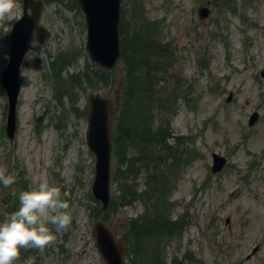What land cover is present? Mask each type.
I'll return each instance as SVG.
<instances>
[{"label": "rangeland", "instance_id": "rangeland-1", "mask_svg": "<svg viewBox=\"0 0 264 264\" xmlns=\"http://www.w3.org/2000/svg\"><path fill=\"white\" fill-rule=\"evenodd\" d=\"M142 1L145 14L160 23V36L174 49V70L181 74L173 72V77L191 100L188 107L180 104L170 121L173 136L188 138L189 161L170 188L173 217L182 218L185 229L169 251L181 264H264V0ZM66 3H44L41 24L51 35L43 45L32 42L21 65L12 143L4 134L7 101L0 87V167L10 174L8 161L21 164L30 187L33 176L59 186L73 217L67 228L53 226L56 238L43 250L22 248L34 252L29 264H102L91 237L93 222L101 219L95 217L101 211L90 192L94 159L83 138L85 93L91 88L74 90L78 117L67 109L66 97L63 112L53 98L48 67V53L68 47L76 56L62 72L65 79L91 64L83 48V17ZM202 9L207 10L203 18ZM21 14V0H16L12 12L0 19V75L9 29ZM122 81L117 65L107 84L95 82L93 90L115 108ZM253 112L258 118L248 126ZM213 153L225 158L216 174L210 173ZM141 210L139 204L120 208L106 224L119 234L125 219ZM256 245L257 252L246 258Z\"/></svg>", "mask_w": 264, "mask_h": 264}, {"label": "trees", "instance_id": "trees-1", "mask_svg": "<svg viewBox=\"0 0 264 264\" xmlns=\"http://www.w3.org/2000/svg\"><path fill=\"white\" fill-rule=\"evenodd\" d=\"M51 1L61 2L45 0ZM126 6L130 11L123 9L119 25L123 83L112 129V182L116 184V194L102 218L119 208L140 204L141 214L128 219L122 233L128 248L127 260L129 264H165L169 244L179 240L183 229L182 221L173 220L170 188L189 161L188 138L173 136L170 121L178 103H188L190 94L179 80L168 78L175 72V52L170 42L160 36L159 23L146 16L142 0H127ZM66 7L75 8L73 0H67ZM72 49L48 53L49 69L54 100L64 112L66 97L69 110L78 117L75 88L85 91L94 89L95 82L107 84L108 73L90 65L65 79L62 72L76 56ZM19 165L13 163L11 168L15 183L7 188L0 185V220L18 206L19 193L30 188ZM95 213V217L100 216ZM33 255L30 249L23 251L16 264H28ZM168 264L180 263L173 257Z\"/></svg>", "mask_w": 264, "mask_h": 264}, {"label": "water", "instance_id": "water-1", "mask_svg": "<svg viewBox=\"0 0 264 264\" xmlns=\"http://www.w3.org/2000/svg\"><path fill=\"white\" fill-rule=\"evenodd\" d=\"M23 15L15 21L10 30V50L7 64L1 74L0 83L8 102L6 135L11 141L15 130V107L19 93V69L32 39L43 44L49 37L38 25L42 6L39 1L22 0ZM84 17L85 50L90 60L101 70L115 67L119 58L118 25L120 21V0H74ZM27 9L31 14H27ZM207 11L201 10L204 17ZM88 113L85 142L88 151L95 157L92 194L100 201L102 211L109 202V164H110V122L111 106L107 99L98 93L87 94ZM257 119L254 113L249 119L251 125ZM225 160L213 155L212 171H219ZM94 246L104 264H124L125 246L121 239H115L110 229L99 221L92 227ZM257 248H254L253 252Z\"/></svg>", "mask_w": 264, "mask_h": 264}, {"label": "clouds", "instance_id": "clouds-1", "mask_svg": "<svg viewBox=\"0 0 264 264\" xmlns=\"http://www.w3.org/2000/svg\"><path fill=\"white\" fill-rule=\"evenodd\" d=\"M16 0H0V19L14 9ZM16 177L0 167V185H13ZM34 187L23 190L18 206L0 220V264H16L22 248L43 250L55 240L53 226L67 228L72 224L70 203L66 193L47 179L32 177Z\"/></svg>", "mask_w": 264, "mask_h": 264}]
</instances>
